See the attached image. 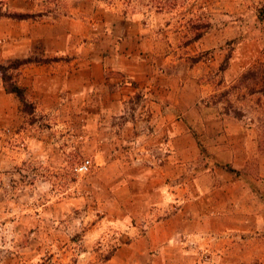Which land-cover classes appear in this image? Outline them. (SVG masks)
Listing matches in <instances>:
<instances>
[{
    "label": "rangeland",
    "instance_id": "obj_1",
    "mask_svg": "<svg viewBox=\"0 0 264 264\" xmlns=\"http://www.w3.org/2000/svg\"><path fill=\"white\" fill-rule=\"evenodd\" d=\"M0 12V63L32 60L27 106L0 75V264H96L181 209L182 239L264 264V0Z\"/></svg>",
    "mask_w": 264,
    "mask_h": 264
},
{
    "label": "crops",
    "instance_id": "obj_2",
    "mask_svg": "<svg viewBox=\"0 0 264 264\" xmlns=\"http://www.w3.org/2000/svg\"><path fill=\"white\" fill-rule=\"evenodd\" d=\"M121 69L118 65L108 68L109 71ZM104 80L109 83L111 78ZM191 216V212L181 209L169 218H161L150 224L144 235L136 236L132 231L131 237H134L120 244L108 259L96 264H245L251 261L229 249V246L237 244L231 243V239L226 242L227 249L214 252L210 248L213 244L209 238L200 241L182 239L183 233L191 229L200 230L189 223L193 222ZM235 227L230 225L227 229L234 231Z\"/></svg>",
    "mask_w": 264,
    "mask_h": 264
},
{
    "label": "trees",
    "instance_id": "obj_3",
    "mask_svg": "<svg viewBox=\"0 0 264 264\" xmlns=\"http://www.w3.org/2000/svg\"><path fill=\"white\" fill-rule=\"evenodd\" d=\"M37 1H42L48 4L55 3L60 0H37ZM4 15L2 12H0V16ZM42 14H34V13H16L14 12L12 15L10 14L11 17L16 18V19H27V18H34L36 16H40ZM32 62L30 58L27 59H13L12 61L10 60L6 64L0 63V75L4 81L6 90L11 93H15L23 102L24 105H28L29 102L26 97V91L24 88L19 86L17 82L14 79L13 73L11 72L14 69L19 68L23 64ZM259 79L262 83V91L264 92V67L261 69V72L259 74Z\"/></svg>",
    "mask_w": 264,
    "mask_h": 264
},
{
    "label": "built area",
    "instance_id": "obj_4",
    "mask_svg": "<svg viewBox=\"0 0 264 264\" xmlns=\"http://www.w3.org/2000/svg\"><path fill=\"white\" fill-rule=\"evenodd\" d=\"M90 163L89 160L85 161L84 163H82V165L80 166V170H84L88 168V164Z\"/></svg>",
    "mask_w": 264,
    "mask_h": 264
}]
</instances>
